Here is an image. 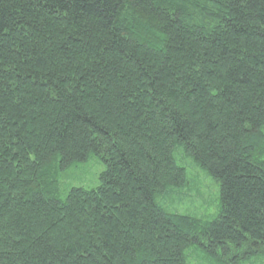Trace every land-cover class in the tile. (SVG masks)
I'll return each mask as SVG.
<instances>
[{"label": "trees", "instance_id": "trees-1", "mask_svg": "<svg viewBox=\"0 0 264 264\" xmlns=\"http://www.w3.org/2000/svg\"><path fill=\"white\" fill-rule=\"evenodd\" d=\"M259 260L264 0H0V264Z\"/></svg>", "mask_w": 264, "mask_h": 264}, {"label": "rangeland", "instance_id": "rangeland-1", "mask_svg": "<svg viewBox=\"0 0 264 264\" xmlns=\"http://www.w3.org/2000/svg\"><path fill=\"white\" fill-rule=\"evenodd\" d=\"M90 164L76 168L70 175H67L66 179H68V181L65 186L71 185L72 187L85 188H94L98 186L99 175L103 172L104 165L102 163ZM197 186L199 188L201 187L198 191L196 188ZM219 192V186L215 181L189 162V165H187V185L183 190L177 192L178 195L176 194L174 200L178 198L186 199L185 204H182V215L189 214L188 212L194 209L193 206L195 203L199 212L197 216L206 222H211L217 219L219 215ZM262 261L259 260L255 264H262Z\"/></svg>", "mask_w": 264, "mask_h": 264}]
</instances>
